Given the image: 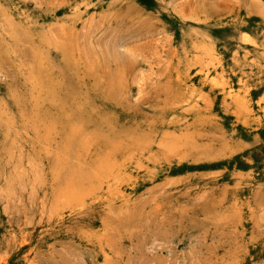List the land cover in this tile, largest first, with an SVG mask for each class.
<instances>
[{"label": "rangeland", "instance_id": "obj_1", "mask_svg": "<svg viewBox=\"0 0 264 264\" xmlns=\"http://www.w3.org/2000/svg\"><path fill=\"white\" fill-rule=\"evenodd\" d=\"M160 261L264 264V0H0V264Z\"/></svg>", "mask_w": 264, "mask_h": 264}, {"label": "bare ground", "instance_id": "obj_2", "mask_svg": "<svg viewBox=\"0 0 264 264\" xmlns=\"http://www.w3.org/2000/svg\"><path fill=\"white\" fill-rule=\"evenodd\" d=\"M2 11H3V10H2ZM8 23H9V22H8ZM11 24H12V22H11ZM13 26H14V23H13ZM14 28H15V27H14ZM3 29H4V28H3ZM2 31H4V30H2ZM5 31H6V30H5ZM245 35H246V34H245ZM3 37H4V36H3ZM202 45H203V44H202ZM205 45H206V44H205ZM201 47L203 48V46H201ZM41 61H42V60H41ZM209 61H210V60H209ZM251 61H252V59H251ZM24 67H25V66H24ZM187 70H188V69H187ZM215 70H216V69H215ZM251 71H252V70H251ZM186 72H187V71H186ZM227 72H228V71H227ZM232 72H233V71H232ZM249 72H250V71H249ZM216 73H218V72L216 71ZM221 73H222V72H221ZM233 73H234V72H233ZM244 73H245V72H244ZM251 73H252V72H251ZM206 74H207V73H206ZM218 74H219V73H218ZM218 74H217V75H218ZM206 76H207V75H206ZM211 77H212V76H211ZM221 77H222V75H221ZM211 79H212V78H211ZM258 79H259V78H258ZM214 80H215V76H214ZM261 80H262V79H261ZM218 81H219V80H218ZM237 81H239V80H237ZM226 82H227V81H226ZM231 82H232V81H231ZM218 83H221V82H218ZM228 83H229V82H228ZM223 84H224V83H223ZM226 85H227V84H226ZM215 86H217V85H215ZM220 86H221V85H220ZM245 87H246V86H245ZM222 88H224V87H222ZM249 88H250V87H249ZM224 91H225V90H224ZM245 91H246V90H245ZM231 93H232V92H231ZM246 93H247V92H246ZM246 93H245V94H246ZM239 94H240V93H239ZM262 96H263V95H262ZM62 99H63V98H62ZM232 100H233V99H232ZM237 100H238V97H237ZM239 100H241V99H239ZM260 100H261V98H260ZM260 100H259V101H260ZM60 101H61V100H60ZM235 101H236V100H235ZM236 102H237V101H236ZM257 103H258V102H257ZM239 105H240V104H239ZM246 105H247V104H246ZM237 108H238V107H237ZM258 116H259V115H258ZM93 119H94V118H93ZM26 120H27V119H26ZM28 120H29V119H28ZM28 120H27V121H28ZM29 121H30V120H29ZM9 122H10V121H9ZM24 122H25V121H24ZM10 124L12 125V123H10ZM10 124H9V126H10ZM13 124H14V123H13ZM15 125H16V124H15ZM22 125H23V123H22ZM18 126H19V125H18ZM11 127H12V126H11ZM14 127H15V126H14ZM9 128H10V127H9ZM21 128H22V127H21ZM25 128H26V126H25ZM25 128H24V129H25ZM72 128H73V127H71L70 129L72 130ZM14 129H15V128H14ZM1 130H2V129H1ZM16 130H17V129H16ZM73 130H76V129L74 128ZM9 131H10V130H9ZM13 131H14V130H13ZM47 131H48V130H47ZM1 132H2V131H1ZM3 132H4V131H3ZM14 132H15V131H14ZM23 132H24V131H23ZM71 132H72V131H71ZM73 132H74V131H73ZM5 133H6V132H5ZM12 133H13V132H12ZM18 133H19V132H18ZM2 134H3V133H2ZM16 134H17V133H16ZM19 134H20V133H19ZM165 134H166V133H165ZM8 135H9V133H8ZM24 135H25V134H24ZM27 135H29V134H26V136H27ZM33 135H34V134H33ZM66 135H67V134H66ZM93 135H94V133H93ZM163 135H164V134H163ZM2 136H3V135H2ZM15 136H16V135H15ZM30 136H32V135H30ZM49 136H50V135H49ZM10 137H11V136H10ZM91 137H92V136H91ZM12 138H14V137L12 136ZM24 138H25V137H24ZM24 138H23V139H24ZM87 138H88V137H87ZM94 138H95V137H94ZM3 139H5V137H4ZM6 139H8V138H6ZM20 139H22V138H20ZM14 140H15V138H14ZM17 140H18V139H17ZM87 140H88V139H87ZM169 140H170V139H169ZM3 141H4V140H3ZM6 141H7V140H6ZM10 141H11V140H10ZM108 141H109V140H108ZM12 142H13V141H11V143H9V144H12ZM15 142H16V140H15ZM91 142H92V141H91ZM27 143H28V142H27ZM3 144H4V143H3ZM6 144H7V143H6ZM36 144H37V143H36ZM87 144H88V143H87ZM89 144H91V143H89ZM7 145H8V144H7ZM7 145H6V146H7ZM43 146H44V145H43ZM82 146H83V145H82ZM9 147H11V146H9ZM37 147H38V146H37ZM84 147H85V146H84ZM3 148H4V147H3ZM7 148H8V147H7ZM44 148H45V147H44ZM86 148H87V145H86ZM88 148H89V147H88ZM109 148H111V147H109ZM9 149H10V148H9ZM20 149H21V148H20ZM24 149H25V148H24ZM27 149H28V148H27ZM45 149H46V148H45ZM63 149H64V148H63ZM10 150H11V149H10ZM15 150H17L16 147H15ZM85 150H87V149H85ZM106 150H107V149H106ZM32 151H34V150L32 149ZM46 151H47V150H46ZM88 151H89V150H88ZM59 153H60V151H59ZM110 153H111V150H110ZM110 153H109V154H110ZM10 155H11V154H10ZM31 156H32V155H31ZM49 156H50V155H49ZM76 156H77V155H76ZM106 156H107V155H106ZM106 156H105V157H106ZM32 157H33V156H32ZM51 157H52V156H51ZM30 158H31V157H30ZM66 158H67V157H66ZM96 158H97V157H96ZM102 158H103V157H102ZM102 158H101V159H102ZM63 159H64V158H63ZM73 159H74V158H73ZM32 160H33V159H32ZM32 160H31V161H32ZM38 160H39V159H38ZM38 160H37V161H38ZM109 160H110V159H109ZM73 161H74V160H73ZM98 161H99V158H98ZM98 161H97V164H98ZM103 161H104V160H103ZM99 162H100V161H99ZM109 162H110V161H109ZM34 163H35V161H34ZM38 163H39V162H38ZM81 163H82V162H81ZM25 164H26V163H25ZM106 164H108V162H107ZM110 164H111V163H110ZM95 166L97 167V166H100V165H99V164H98V165L95 164ZM101 166H102V165H101ZM101 166H100V168H102ZM104 166H106V165H104ZM104 166H103V168H104ZM59 168H60V167H59ZM73 168H74V167H73ZM97 168H99V167H97ZM100 168H99V170H100ZM105 168H106L107 171L109 170L108 167H105ZM23 169H24V168H23ZM23 169H22V170H23ZM25 169H26V167H25ZM25 169H24V170H25ZM29 170H30V169H29ZM54 170H55V169L53 168V171H54ZM92 170H94V169L92 168ZM95 171H96V170H95ZM97 171H98V170H97ZM107 171H106V172H107ZM98 172H99V171H98ZM24 173H25V172H24ZM26 173H27V172H26ZM30 173H31V172H30ZM33 174H34V173H33ZM103 174H104V173H103ZM16 175H17V174H16ZM93 175H94V174H93ZM43 176H44V175H43ZM95 176H96V174H95ZM15 177H16V176H15ZM17 177H19V176H17ZM20 177H22V176H20ZM28 177H29V176H28ZM71 177H72V175H71ZM13 178H14V177H13ZM36 178H37V177H36ZM40 178H41V177H40ZM68 178H69V177H68ZM94 178H95V177H94ZM99 178H100V177H99ZM99 178H98V179H99ZM14 179H15V178H14ZM21 179H22V178H21ZM69 179H70V178H69ZM90 179H91V178H90ZM100 179H101V178H100ZM15 180H16V179H15ZM51 180H52V179H51ZM81 180H82V179H81ZM102 180H103V179H102ZM23 181H24V180H23ZM33 181H34V179H33ZM41 181H43V180H41ZM65 181H66V180H65ZM67 181H68V180H67ZM71 181H72V180H71ZM34 182H35V181H34ZM50 182H51V181H50ZM10 183H11V181H10ZM77 183L80 184L79 182H77ZM77 183H76V184H77ZM98 183H100V182H98ZM98 183H97V184H98ZM22 184H23V182H22ZM22 184H21V185H22ZM31 184H32V183H31ZM74 184H75V183H74ZM89 184H90V183H89ZM8 185H9V184H8ZM11 185H12V183H11ZM43 185H44V184H43ZM99 185H100V184H99ZM99 185H98V186H99ZM31 186H32V185H31ZM70 186H71V185H70ZM80 186H81V185H80ZM89 186H90V185H89ZM51 187H52V185H51ZM76 187H79V186L76 185V186H75V190H76ZM83 187H84V186H83ZM96 187H97V185H96ZM99 187H100V186H99ZM8 188H9V187H8ZM73 188H74V186H73ZM73 188H72V190H73ZM90 188H92V187L90 186ZM66 189H67V186H66ZM68 189H69V188H68ZM70 189H71V188H70ZM70 189H69V190H70ZM86 189H87V188H86ZM93 189H94V188H93ZM98 189H100V188H98ZM22 190H24V189H22ZM45 190H46V189H45ZM55 190H56V189H55ZM55 190H54V191H55ZM81 190H83V188H82ZM84 190H85V189H84ZM87 190H88V189H87ZM10 191H11V190H10ZM19 191H20V190H19ZM67 191H68V190H67ZM67 191H66V192H67ZM70 191H71V190H70ZM78 191H79V190H78ZM88 191L91 192L90 189H89ZM97 191H98V190H97ZM52 192H53V191H52ZM61 192H62V190H61ZM64 192H65V191H64ZM68 192H69V191H68ZM71 192H72V191H71ZM45 193H46V191H45ZM53 193H54V192H53ZM69 193H70V192H69ZM72 193H73V192H72ZM87 193H88V192H87ZM92 193H93V192H92ZM55 194H56V193H55ZM57 194H58V191H57ZM76 194H77V193H76ZM89 194H90V193H89ZM93 194H94V193H93ZM5 195H6V194H5ZM65 195H66V193H65ZM65 195H63V196H65ZM67 195H68V193H67ZM69 195H70V194H69ZM69 195H68V196H69ZM90 195H91V194H90ZM94 195H95V194H94ZM58 196H59V194H58ZM63 196H62V197H63ZM68 196H67V198H68ZM72 196H73V195H72ZM77 196H78V195H76V197H77ZM86 196H87V195H86ZM56 197H57V196H56ZM60 197H61V196H60ZM60 197H58V198H60ZM76 197H75V198H76ZM80 197H81V196H80ZM48 198H49V197H48ZM53 198H54V197H53ZM64 198H65V197H63V198H61V199H64ZM70 198H71V197H70ZM78 198H79V197H78ZM84 198H85V197H84ZM40 199H41V198H40ZM45 199H46V198H45ZM49 199H50V198H49ZM51 199H52V198H51ZM51 199H50V201H52ZM56 199H57V198H56ZM61 199H60V200H61ZM65 199H66V198H65ZM65 199H64V200H65ZM3 200H4V199H3ZM35 200H36V199H35ZM57 200H58V199H57ZM64 200H63V201H64ZM75 200H76V199H75ZM80 200H82V199H80ZM54 201H55V203H56V200H54ZM63 201H61V202H63ZM78 201H79V200H78ZM85 201H86V200H85ZM85 201H84V203H85ZM35 202H36V201H35ZM48 202H49V201H48ZM67 202H69V201H66V203H67ZM76 202H77V201H76ZM39 203H40V201H39ZM57 203H58V201H57ZM51 204H53V202H52ZM51 204H50V205H51ZM63 205H64V204H63ZM72 205H73V204H72ZM82 205H83V204H82ZM44 206H45V205H44ZM52 206H53V205H52ZM60 206H61V205H60ZM60 206H59V207H60ZM67 206H68V205H67ZM47 208H48V205H47ZM45 210H47V209H45ZM48 211H49V210H48ZM51 212H52V211H51ZM71 214H72V213H71ZM48 215H49V213H48ZM43 216H44V215H43ZM50 216H51V214H50ZM47 217H48V216H47ZM48 219H49V218H48ZM51 219H52V217H51ZM66 220H67V219H66ZM46 221H47V220H46ZM34 223H35V222H34ZM35 224H36V223H35ZM39 226H40V225H39ZM50 229H51V228H50ZM71 230H72V229H71ZM69 233H70V232H69ZM69 235H70V234H69ZM155 242H156V241H155ZM158 242H159V240H158ZM158 245H159V244H158ZM152 246H153V244H152ZM148 247L150 248V246H148ZM63 249H64V248H63ZM157 249H158V248H157ZM145 250H146V249H145ZM147 251H148V250H147ZM156 251H157V250H156ZM141 252H142V251H141ZM130 253H131V252H130ZM143 253H145V252H143ZM157 253H158V252H157ZM140 255H141V254H140ZM141 258H142V257H141ZM72 261H73V260H72ZM74 261H75V260H74ZM111 261H112V260H111ZM161 261H162V260H161ZM161 261H160V264H162ZM30 262H32V261H30ZM158 262H159V260H158ZM32 263H33V262H32ZM73 263H74V262H73ZM148 263H149V262H148ZM110 264H112V263H110ZM133 264H134V263H133ZM151 264H152V263H151ZM153 264H154V263H153Z\"/></svg>", "mask_w": 264, "mask_h": 264}]
</instances>
